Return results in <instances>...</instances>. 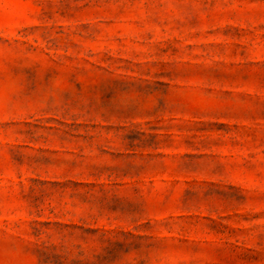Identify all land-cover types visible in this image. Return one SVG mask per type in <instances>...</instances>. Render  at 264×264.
I'll return each mask as SVG.
<instances>
[{"label":"rangeland","instance_id":"obj_1","mask_svg":"<svg viewBox=\"0 0 264 264\" xmlns=\"http://www.w3.org/2000/svg\"><path fill=\"white\" fill-rule=\"evenodd\" d=\"M0 264H264V0H0Z\"/></svg>","mask_w":264,"mask_h":264}]
</instances>
